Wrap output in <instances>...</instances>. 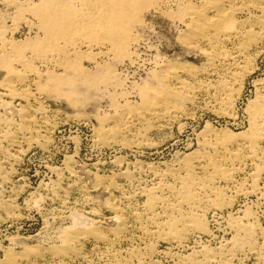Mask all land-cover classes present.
<instances>
[{
  "label": "bare ground",
  "instance_id": "6f19581e",
  "mask_svg": "<svg viewBox=\"0 0 264 264\" xmlns=\"http://www.w3.org/2000/svg\"><path fill=\"white\" fill-rule=\"evenodd\" d=\"M170 6H177L178 9L172 12ZM149 10L161 13L172 23L183 24L185 30L179 34L178 43L188 53L202 55L205 62L196 67L186 62L174 63L157 58V72L155 69L153 78L140 88V85H135L138 90L133 88L138 101L134 103L123 94L125 99L118 91L121 96L118 94L116 99L123 98L125 101L119 105L116 103L118 100L115 102L113 98L119 106L111 104L118 113L99 118L93 131L96 141L113 149L121 147L152 151L156 141L151 139V133L174 125L182 127L184 119L193 117L192 109H199L203 105L208 108L211 103L220 116L234 115L231 105L238 94L239 85L255 63L251 64V54H258L264 44V0H39L29 5L26 12L17 14V20L36 30V37L31 38L33 40L29 37L19 41L10 40L8 30L0 28V69L4 73L0 81V89L4 91V94L0 93V112L10 108L13 102H21V107L15 110L18 117L16 123L15 118L0 113V123L6 128L1 131L0 150H3L2 142L13 144L18 140L29 146L38 143L43 148L48 147V143L43 142L48 140L46 134L52 122L45 106L40 103V97L66 96L77 101L82 91L92 93L102 86L115 85L121 75L112 71L115 67L111 68L119 63L134 67L137 47L143 37L141 34L148 30L145 15ZM27 14L34 20H29ZM85 60L90 68L82 66L81 61ZM256 84V87L262 86V92L257 90L256 97L247 105L246 130H216L214 126L206 124L199 133L198 148L184 153L178 163L162 167V163L157 161L148 164L137 161L119 173L130 183L136 178L143 179V172H150L154 176L156 182L151 186L140 184L135 196H141L144 202L140 208H134L131 215L136 222L144 219L148 222L147 226L151 224L149 228L140 225L138 229L141 233L158 241L171 242L170 247L188 248L186 254L179 256L180 264H236L235 260H239L241 255L245 257L247 253L256 254L260 263L264 264V228L260 219L256 218L251 207L246 206L239 208L240 211L244 210L238 216L231 214L235 200L242 195L264 202V79ZM201 97L208 98L209 103L204 104ZM15 129L22 132L20 139L15 136ZM44 130L46 133L43 134ZM10 154L7 153V157ZM243 161L248 163L246 171H241ZM240 173H243L242 179H238ZM136 174L140 175L136 177ZM102 183L98 177L95 188ZM129 194L127 199L133 196ZM10 204L5 203V211H1L7 218H17L14 217L13 207L9 210ZM119 206L115 202L108 205L109 209L115 211L112 220L117 223V227L110 231L112 235L99 228L90 213L87 215L74 210L64 215L67 220H72V224L69 228L62 227L65 229L62 235L58 232L61 245L52 251L54 257L60 259L58 264H63L66 259L71 261L72 258L84 257L85 252L80 251L79 245L88 238L106 246L114 244L115 248V241L131 233L135 221L120 212ZM219 218L226 221V229L231 237L220 240L216 247L203 241L191 246V243H198L193 241L197 237L204 240L208 234L209 237L216 236L215 232H210L211 220L216 222ZM150 242L152 239L144 247L148 252H154L157 247ZM135 251L136 255L144 254L138 247ZM44 253L35 246H28L21 252L8 249L0 264H39L37 259L42 258ZM112 254L109 264H132L127 258L121 260ZM135 254L131 257H137Z\"/></svg>",
  "mask_w": 264,
  "mask_h": 264
},
{
  "label": "rangeland",
  "instance_id": "374dc122",
  "mask_svg": "<svg viewBox=\"0 0 264 264\" xmlns=\"http://www.w3.org/2000/svg\"><path fill=\"white\" fill-rule=\"evenodd\" d=\"M38 1L39 0H0V28L2 30H8L7 36L10 40L19 41L27 39L28 37L30 40H33L31 38L36 37V30H31L25 22L17 20V14L20 13V11L26 12L29 5L38 3ZM12 4L15 5L13 6ZM170 7L172 8V12L178 9L177 6ZM149 11L145 15L147 21L146 23H148L146 28L148 27V30H144L145 32L143 31L141 34L143 37L141 43L137 47L138 51L136 53L137 56H135L134 67L125 65L122 66V64L119 63L111 68L112 70L113 67H115L112 71L116 72L118 76L121 75L119 76L120 78L117 76L118 79L116 80L115 85H112L113 88L108 85L110 88L108 86H102L92 93L82 91L80 92V97H78L79 99H77V101H72L66 96L57 98L54 96L52 98H46L44 96L40 97V103L42 102V105L45 106L47 115L50 117L49 119L52 122V126L47 131L48 134H46L48 140L43 142L48 143L47 148H43L44 146H41L38 143H33L29 146L21 140H18L19 142L13 144H9V142L6 141L2 142L4 146L3 150H0V167L3 166L4 168H1L0 175V200L2 199L0 204H3L0 206V260L4 257V252L8 249L9 251L12 249L13 252H21V250H24L28 246H35V248H41L42 251H45V253L47 252L42 255L45 258L42 257L43 259H37L39 264H58L57 261L60 259L55 258L52 251L53 248L61 245L59 236L62 235L63 233L61 232L65 230L62 227L69 228L72 224V220L70 218L67 220L65 217L69 211L77 210L76 212L87 215L90 213L89 215L94 217L96 222H98L96 223L97 226H99V228L102 227L101 229L108 233V235H112L110 231L117 227V223L112 220V216L115 211L108 208L110 203L115 202V204H120V212H124L129 220H132L133 222L135 221L131 212L134 208H140L143 204L142 202H144V198L141 196H135L137 194L136 192L138 191L140 184L151 186L156 182V179H153L154 176L150 172H143L142 174L140 173L143 179L136 178L135 181H132V183H130V181L128 182L127 179L120 176V174L121 171L126 169L129 164L138 162H145L144 164H148L151 162L155 163L157 161L158 163H162V167H167L178 163L180 160L179 158L183 156L184 153L198 148V136L200 131L206 127V124L212 125L211 127L214 126L213 128L216 130H224L225 128V130L228 129L233 132L243 131L248 128V114L246 111V108L248 107L247 105L256 97L258 92H262V88H260L262 86L256 87V83L259 84L261 80L264 79V44L261 46V50L258 54L257 52H253L251 54V64L255 62V65L252 64L248 73L249 75H246V77L242 79V83L239 85L238 94L233 100L234 103L236 101L237 102L235 104L232 103L233 105H231V113L234 115L231 114L232 116H230L226 114L225 116V114H221L222 116H220V114H217L213 110L214 108L212 107L213 105H210L211 103L209 104V107H212L211 109L209 107H205L204 105L199 109H192L190 112L193 114V117L186 120L184 119L181 123L184 128L183 126L179 128V125H174L173 127L169 126L171 128L167 127L164 129H156L151 133V139L156 141V147H154L152 151H150L151 149H133V151L132 149H125L121 147L113 149L104 147L96 141L97 138L93 131L100 121L99 118L103 117V115L105 117L118 113V111H115L116 107H113V104L111 103H114L115 105L116 103L123 105L125 101L123 98L116 99L117 96L119 97L120 95L119 92H122L121 94L124 98L127 95L126 98L129 97V100L134 103L138 101V95L135 96L133 88L138 90L142 84L144 85L145 82H149V80L153 78L152 73L157 68L155 63L157 58H165L166 60H171L174 63L186 62L187 64H191L193 66L195 65L196 67L203 65L205 62L202 55L188 53L180 45V43H178L179 41L177 38L179 37V34L185 30L183 24L172 23L170 19H166V17L162 16L161 13L155 10ZM26 17L29 20H34L31 15L29 17L27 14ZM85 61H81L82 66L90 68L88 67L89 63ZM37 67L39 68V66ZM3 75L4 73L0 69V81L3 78ZM186 77L188 76L186 75ZM120 85L123 86L120 87ZM135 85L140 86L139 88H136ZM107 87L109 89H107ZM111 89L114 90V93ZM108 91L110 93H108ZM0 93L4 94V91L0 89ZM123 94L125 96H123ZM213 94L216 93L214 92ZM215 96L221 97L220 95ZM113 98L115 99V102L117 100L118 101L115 103ZM68 99L69 102L67 101ZM201 101H203L204 104L209 103V99L206 97H201ZM20 107L21 102L16 101V103H12L10 108L8 107L6 110L8 113L6 111H1L0 113H5V116H9L11 119L15 118L13 120L14 122L15 120L17 122L18 117L15 114V110ZM136 125L139 126L140 123L137 122ZM4 126L5 125L0 123V135L1 131L6 129ZM15 131V136L18 137L17 139H20L22 132L20 131L19 133V130L17 129H15ZM44 133H46L45 130L43 134ZM20 150L23 151L21 152ZM7 153H11L13 155L10 154L7 157ZM14 154L18 157L15 158ZM9 162L11 163L9 164ZM246 164L248 165L247 162H244L243 166L241 165V171H246V168H248ZM129 166L131 167L132 165ZM140 174H136V177ZM241 174L243 173L239 174L238 179H242L244 177ZM98 177L102 179L103 183L100 187L95 188L94 185L96 184ZM150 179L153 180V182ZM262 183H264L263 180ZM118 186L120 187L117 188ZM122 192L127 193L123 195ZM129 193L133 196L127 199V195L130 196ZM229 194L231 193L229 192ZM8 199L11 202H9ZM4 202L6 204L12 203L9 205V210L13 207L12 211H14L13 214L15 213L14 217L17 218L10 219L2 213V211H5L3 208L5 206ZM244 206L251 207L250 209L254 212L256 218L260 219L264 228V202L257 201L255 197H245L242 195L240 198L235 200L231 214L238 216L239 213L244 210L242 209L240 211L239 208ZM122 209L124 211H122ZM225 209L229 210L228 207H225ZM15 210L17 211L15 212ZM228 216L226 218H228ZM222 220L223 219L220 218L216 222L211 220L210 229L212 231L210 232H215L216 236L209 237L208 234L205 236V241L203 239L200 240L201 238L197 237V239L193 241H197L198 243H191V246L202 244L203 241L207 243V245L209 244L212 247H216L220 240L230 238L231 235L226 229V221ZM137 222L135 221V224L133 223L134 228L130 229L132 231L131 233L129 232L130 234L128 233L126 237H121L122 240L119 239V241L117 240L114 242L115 248H113L114 244L106 246L95 239L93 240L92 238H88L81 242L82 245H79L80 251L86 253L83 254V256H85L82 258H72L70 259L71 261L66 259L63 261V264H89V262L90 264H109L112 258L110 255L112 253V255L118 256L119 259L124 257L127 258L132 264H137V262L138 264H177L180 258L179 256L182 255V253L186 254V252H188V248L181 249L178 246L170 247L171 242L169 243L168 241H163V243L162 240L158 241L146 233H141V230L138 229L140 225L145 228H149L151 224L147 226L148 222L144 219ZM48 236H50V238ZM12 239L15 240H13V242L16 244L11 242ZM53 239L56 240L53 241ZM149 239H152V242L150 243H153L155 247H157L154 252H148L147 249H145L147 247L145 243L149 242ZM258 240L261 241V239ZM84 243L85 245H83ZM137 247L141 252H144L143 255L139 256L135 254ZM107 250L110 251L107 253ZM102 252L104 253L102 254ZM132 254H135L137 257L132 258ZM242 256L243 255L238 257L239 260H235L236 264H261L256 254L247 253L245 257ZM133 260L134 262H132ZM138 260L141 262L139 263ZM178 264H180V262H178Z\"/></svg>",
  "mask_w": 264,
  "mask_h": 264
}]
</instances>
